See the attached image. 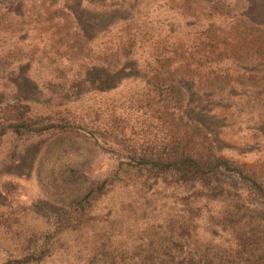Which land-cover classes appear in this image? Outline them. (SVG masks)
I'll use <instances>...</instances> for the list:
<instances>
[{
  "label": "rangeland",
  "instance_id": "1",
  "mask_svg": "<svg viewBox=\"0 0 264 264\" xmlns=\"http://www.w3.org/2000/svg\"><path fill=\"white\" fill-rule=\"evenodd\" d=\"M0 264H264V0H0Z\"/></svg>",
  "mask_w": 264,
  "mask_h": 264
}]
</instances>
